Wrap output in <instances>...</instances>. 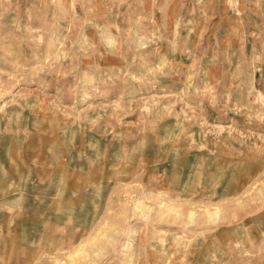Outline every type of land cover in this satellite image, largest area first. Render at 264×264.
<instances>
[{
	"label": "rangeland",
	"instance_id": "rangeland-1",
	"mask_svg": "<svg viewBox=\"0 0 264 264\" xmlns=\"http://www.w3.org/2000/svg\"><path fill=\"white\" fill-rule=\"evenodd\" d=\"M0 264H264V0H0Z\"/></svg>",
	"mask_w": 264,
	"mask_h": 264
},
{
	"label": "crops",
	"instance_id": "crops-1",
	"mask_svg": "<svg viewBox=\"0 0 264 264\" xmlns=\"http://www.w3.org/2000/svg\"><path fill=\"white\" fill-rule=\"evenodd\" d=\"M140 1H145V0H140ZM153 1H157V0H153ZM170 2H178L179 0H168Z\"/></svg>",
	"mask_w": 264,
	"mask_h": 264
}]
</instances>
